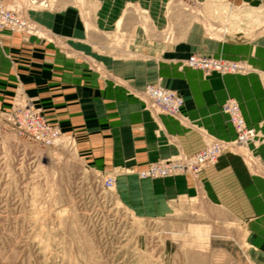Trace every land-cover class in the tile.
Instances as JSON below:
<instances>
[{
	"label": "rangeland",
	"instance_id": "1",
	"mask_svg": "<svg viewBox=\"0 0 264 264\" xmlns=\"http://www.w3.org/2000/svg\"><path fill=\"white\" fill-rule=\"evenodd\" d=\"M201 1L1 0L28 28L0 34L21 37L29 50H17L19 59L28 55L32 62L35 51L50 49L64 59L65 72L82 80L108 81L114 79L118 65L150 58L182 60L178 68L204 76L248 73L250 67L241 61L210 56L207 41L221 39L230 31L261 36L263 21L257 27L241 28L240 20L231 18L241 16L233 8L211 5L212 14H208L209 5ZM195 2L200 3L198 8ZM220 3L212 0V4ZM193 56L223 61L236 69L225 73L193 70L186 66ZM147 78L146 88H162L179 96L182 108L177 116L152 108L145 88L138 95L146 107L157 115L180 117L184 98L164 80ZM229 102L239 106L235 100H226L220 111L227 118L223 107ZM27 106L40 112L55 142H38L13 130L11 114ZM240 112L243 117L241 108ZM235 136L233 142L212 140L194 155L214 142L227 146L215 164L201 166L198 173L141 176L153 164L165 161L137 174L98 171L85 164L76 135L64 134L57 122L20 92L10 108L0 109V264H264V256L256 255L264 254V247L256 246L260 231L257 236L250 225L215 204L214 195L223 191L220 183L208 179L203 187L209 193L201 189L195 198L160 197L161 180H199L229 151L242 154L253 176L264 180V141L257 133L253 143L241 147L236 144V130ZM260 146L263 152H255ZM111 178L115 184L107 190L105 182ZM261 236L264 241V231Z\"/></svg>",
	"mask_w": 264,
	"mask_h": 264
},
{
	"label": "crops",
	"instance_id": "2",
	"mask_svg": "<svg viewBox=\"0 0 264 264\" xmlns=\"http://www.w3.org/2000/svg\"><path fill=\"white\" fill-rule=\"evenodd\" d=\"M222 1L201 2L209 5L208 14H212L211 5L233 8L243 18L246 13L262 12L264 23V0ZM199 4L195 2L194 6L198 8ZM244 31H230L221 39H209L207 53L241 61L250 67L248 73L204 76L178 68L177 63L182 60L150 58L118 65L113 69L114 79L108 81L77 79L75 73L65 72L64 59L46 48L35 51L32 62L28 55L19 59L17 50L29 48L19 35L1 33L0 109L10 108L23 92L49 119L57 122L64 134L76 135L86 165L105 172L137 174L156 162L194 156L212 140L233 142L235 130L220 111L228 99L239 104L247 126L254 128L263 142L264 34L251 38ZM150 75L151 81L164 80L168 88L184 98L180 117L157 115L142 102L138 93L145 90ZM255 152L262 153V146ZM208 179L223 188L221 194L214 195L215 204L250 225L257 236L258 231L262 235L264 180L253 176L245 157L236 151L227 152L199 180H161L160 197L195 198L201 189L207 191L203 183L208 184ZM259 238L256 246L264 247Z\"/></svg>",
	"mask_w": 264,
	"mask_h": 264
},
{
	"label": "bare ground",
	"instance_id": "3",
	"mask_svg": "<svg viewBox=\"0 0 264 264\" xmlns=\"http://www.w3.org/2000/svg\"><path fill=\"white\" fill-rule=\"evenodd\" d=\"M247 15V17H241V16H238V15H236V14H233L232 16H231V18L234 20V21H239L240 20V22H241V28H243V27H257V26H259L260 25V23L262 22V18H261V16H260V14H261V12L260 13H258V12H253V13H246ZM28 28V25H27V23L21 18V17H19L18 15H15L14 13H12V12H10L9 10H7V9H5L4 8V6H3V3L1 2V0H0V32H3V31H15V30H25V29H27ZM226 35H227V33H226ZM228 35H229V33H228ZM191 58H194L195 60H196V62H195V64H197L198 63V65L197 66H201V65H204V64H206V66H213V68L212 69H205L204 71H213L214 70V67L215 68H218V67H220V66H222V69H219L218 70V72H223V73H225V72H227V71H231V70H233V69H236V66L235 65H232V64H228V63H224L223 61H213V60H208V59H205V58H202V57H198V56H193V57H191ZM191 58H189V60L187 61V63H186V66L188 67V68H190V60H191ZM204 60H206L207 62L206 63H204ZM190 69H193V68H190ZM193 70H200V69H198V68H195V69H193ZM203 70V69H202ZM215 71V70H214ZM148 88H155V87H147L146 88V91H145V96H146V98H147V100H148V103L149 104H151V106H152V108H158L159 110H161L162 112H164V113H166V114H169V115H171V116H177V115H179L180 113H181V108H182V106H181V108H179L178 107V102L177 101H164L158 94H157V92H156V90H154V92L155 93H153V94H151V92L150 91H148ZM156 89V88H155ZM157 89H159V91H164V92H166V93H168V91L167 90H164V89H162V88H157ZM169 93H171V92H169ZM173 94V93H172ZM156 95V97L158 98V100L159 101H161L162 102V104H164V106L165 105H167L171 110H175L176 111V113H173V112H170V111H168V110H165L162 106H160V105H158L157 103H156V101H155V99H154V96ZM179 97V96H178ZM180 98V97H179ZM180 100H181V102H182V99L180 98ZM231 105H236L237 107H238V109H239V111H238V116L240 117V119L242 120V123H243V125H244V127L247 129V130H250V131H252L253 132V136H252V138L250 137V138H246V141H244V142H239L238 141V138H237V140H236V144L237 145H239V146H241V147H243V146H247V145H249V144H251V143H253L256 139H257V132H256V130L254 129V128H250V127H248L247 126V124H246V122H245V120H244V118L242 117V115H241V112H240V108H239V106L236 104V103H233V102H229ZM171 104V105H170ZM228 103H226L225 104V106L227 105ZM226 114V113H225ZM227 116H228V118H229V121H230V117H229V115L228 114H226ZM33 117H37L38 118V120L39 121H41V123H42V126L43 125H45L44 126V128H46L47 129V127L48 128H50L48 125H47V123L43 120V118H42V116L40 115V112L35 108V107H33V106H27V107H23V108H18L17 110H15L12 114H11V116H10V121H12L11 123H12V125H13V130H15L18 134H19V132H20V135L21 136H30L31 134H29L28 132L30 131L29 129H32V127L30 126V124L28 123ZM36 125H37V123H35ZM232 124V123H231ZM28 126H29V128H28ZM234 127V126H233ZM20 130H18V129ZM235 129V128H234ZM236 130V129H235ZM19 131V132H18ZM50 131H53L52 130V128H50V130H46V132H47V134L44 136V137H42V135L43 134H40V136H41V141H43V142H45L46 144H51L53 141L55 142V140H53L54 139V133L52 134ZM43 133H45V131H42ZM216 145H222L223 146V153H224V150H227V146L224 144V143H222V142H214L213 144H211L210 146H208L205 150H207L208 148H209V150L211 149V148H213L214 146H216ZM204 150V151H205ZM200 155V154H199ZM199 155H197V156H194V157H191L190 159H186V160H184V161H182V160H179V161H171V160H168V161H165V162H169V161H171V162H176V163H181V167H179L178 168V172H181L182 171V173H184V172H186V171H190V170H192V171H195L193 168H192V164L191 163H194V162H197V163H199L200 162V159L201 158H205V156L204 157H201L200 159L198 158V156ZM222 156V155H221ZM220 156V157H221ZM219 157V158H220ZM210 158H211V160L212 161H207V162H203V163H200V166H199V168L201 167V166H203V165H210V164H215L217 161H218V159L219 158H217V157H214V155H213V157L212 156H210ZM165 162H162V163H157V164H164ZM184 162V163H183ZM154 165V164H153ZM185 165H187V170H185L186 168H185ZM185 170V171H184ZM182 173H179L178 175H180V174H182ZM178 175H176V176H178ZM169 177H172V176H169ZM144 178V177H143ZM146 178V177H145ZM112 179V178H111ZM109 180V179H108ZM114 180V183H113V186H112V188L114 187V184H115V179H113ZM111 188V189H112ZM107 189V188H106ZM108 190V189H107Z\"/></svg>",
	"mask_w": 264,
	"mask_h": 264
},
{
	"label": "built area",
	"instance_id": "4",
	"mask_svg": "<svg viewBox=\"0 0 264 264\" xmlns=\"http://www.w3.org/2000/svg\"><path fill=\"white\" fill-rule=\"evenodd\" d=\"M196 60L194 58H191L190 60V68H198L200 70H205V69H212L213 66H206V64L204 65H201V66H197V64H195ZM207 61L204 60V63H206ZM219 69H222V66L218 67V68H215L214 67V70L215 71H218ZM213 70V71H214ZM154 90H156L157 94L164 100V101H177L178 102V107L181 108L182 106V102L180 100V98L175 95V94H172V93H166L164 91H159V89H155V88H148V91L151 92V94L155 93ZM154 99L156 101V103L160 106H162L165 110H168L170 112H173V113H176V111L173 109L171 110L167 105L164 106V104H162L161 101L158 100V98L156 97V95L154 96ZM171 105V104H170ZM223 111L224 113L228 114L229 117H230V122L232 123V125L234 126V128L236 129V133H237V138H238V141L241 143V142H244L246 141V138H252L253 136V132L250 131V130H247L243 123H242V120L240 119V117L238 116V107L236 105H231L230 103H228L226 106L223 107ZM30 126L32 127V129H29L30 131L28 132L29 134H31L30 136H32L31 138L34 140V139H37L38 142H41V136L40 134H43L42 137H44L47 132L46 130H50V128L47 127L44 128V126L46 125H43L42 126V123L41 121L38 120L37 117H33L29 122ZM37 123V125L35 124ZM29 128V126H28ZM18 129V128H17ZM19 130V129H18ZM20 131V130H19ZM18 131V132H19ZM42 131H45V133H43ZM52 134L54 133L53 131H50ZM20 134V132H19ZM55 135V134H54ZM223 146L222 145H216L214 146L213 148H211L209 150V148L205 151H203L199 156L198 158L200 159L201 157H204L205 158H201L200 159V162L197 163V162H194V163H191L192 164V168L195 170L196 173H198L200 170L199 166H200V163H203V162H207V161H212L210 156L213 157H217L219 158L222 154H223ZM225 151V150H224ZM184 163V162H183ZM181 165V163H179ZM178 163L176 162H165L164 164H154L152 165L146 172H143L141 174L142 177H146V178H165V177H169V176H176L178 175L179 173H182L181 172H178V168L181 167ZM185 170H187V165H185ZM184 170V171H185ZM185 173V172H184ZM189 172L186 171L185 174H187ZM113 183H114V180L113 179H109V180H106L105 182V187L108 189V190H111L112 186H113Z\"/></svg>",
	"mask_w": 264,
	"mask_h": 264
}]
</instances>
